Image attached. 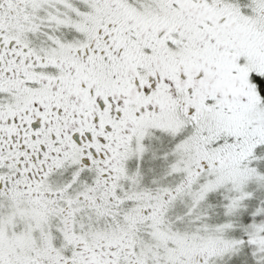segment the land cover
Here are the masks:
<instances>
[{
  "label": "snow or ice",
  "instance_id": "1",
  "mask_svg": "<svg viewBox=\"0 0 264 264\" xmlns=\"http://www.w3.org/2000/svg\"><path fill=\"white\" fill-rule=\"evenodd\" d=\"M0 264H264V0H0Z\"/></svg>",
  "mask_w": 264,
  "mask_h": 264
}]
</instances>
